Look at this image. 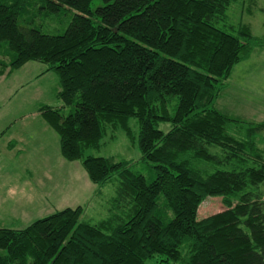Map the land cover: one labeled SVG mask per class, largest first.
<instances>
[{
	"label": "trees",
	"instance_id": "obj_1",
	"mask_svg": "<svg viewBox=\"0 0 264 264\" xmlns=\"http://www.w3.org/2000/svg\"><path fill=\"white\" fill-rule=\"evenodd\" d=\"M92 1L0 0V75L30 60L57 73L70 109L43 106L41 115L92 183L119 177L115 204L96 224L77 206L23 229L0 227V264H264V150L253 139L264 122L215 107L234 65L264 44L229 22L242 0H101L94 10ZM65 14L61 34L35 27ZM129 118L151 180L128 161L85 155L106 126ZM232 123L245 137L228 133ZM217 194L225 209L198 219L200 203Z\"/></svg>",
	"mask_w": 264,
	"mask_h": 264
},
{
	"label": "rangeland",
	"instance_id": "obj_2",
	"mask_svg": "<svg viewBox=\"0 0 264 264\" xmlns=\"http://www.w3.org/2000/svg\"><path fill=\"white\" fill-rule=\"evenodd\" d=\"M100 5L101 0L91 3L93 10ZM246 7L241 1L233 4L227 12L229 22L246 24L252 36L264 41V16L251 17ZM71 16L37 19L35 27L61 34ZM46 67L45 63L30 60L0 76V227L3 228L23 229L57 210L77 206L84 209L83 221L96 224L110 217L115 204L119 177L113 176L102 186L92 183L80 159L66 160L62 156L59 134L41 115L43 106L61 108L64 115L70 109L63 107L58 96L57 73L50 70L39 75ZM215 107L245 122H264V44L257 45L247 59L234 65ZM159 127L166 131L169 125ZM245 132V126L237 123L228 128V133L236 138L245 137ZM138 133L135 118H129L125 127L108 125L100 146L86 150L85 155L128 161L132 171L151 180L155 174L151 165L141 159ZM253 139L263 151L264 131L256 133ZM209 150L221 154L218 147ZM258 190L264 200V182ZM221 199V194L207 196L198 206L197 218L224 210ZM120 209L119 215L125 207Z\"/></svg>",
	"mask_w": 264,
	"mask_h": 264
},
{
	"label": "crops",
	"instance_id": "obj_3",
	"mask_svg": "<svg viewBox=\"0 0 264 264\" xmlns=\"http://www.w3.org/2000/svg\"><path fill=\"white\" fill-rule=\"evenodd\" d=\"M241 2L247 5L245 11L248 13L249 16L251 17H258L257 15L264 16V0H242ZM252 13H257V14H252ZM43 71H41L39 75L43 74L42 73Z\"/></svg>",
	"mask_w": 264,
	"mask_h": 264
},
{
	"label": "clouds",
	"instance_id": "obj_4",
	"mask_svg": "<svg viewBox=\"0 0 264 264\" xmlns=\"http://www.w3.org/2000/svg\"><path fill=\"white\" fill-rule=\"evenodd\" d=\"M11 191V190H10Z\"/></svg>",
	"mask_w": 264,
	"mask_h": 264
}]
</instances>
